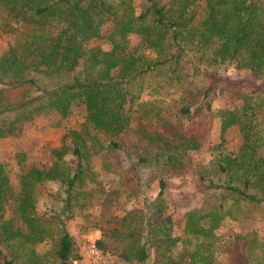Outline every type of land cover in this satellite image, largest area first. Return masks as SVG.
I'll use <instances>...</instances> for the list:
<instances>
[{"label":"trees","instance_id":"obj_1","mask_svg":"<svg viewBox=\"0 0 264 264\" xmlns=\"http://www.w3.org/2000/svg\"><path fill=\"white\" fill-rule=\"evenodd\" d=\"M140 2L0 0V32L9 39L0 53V139L21 134L40 112L57 113L60 125L76 106L85 109L79 128L64 133L46 168H29L13 185L0 161L4 264L22 256L23 263L40 264L35 245L47 238L55 264H72L67 220L93 196H102L104 209L120 193L97 180L94 159L105 176L119 177L128 197L140 191L145 170L158 181L156 196L144 207L110 214L100 227L96 248L119 259L110 264H264V0ZM109 21L105 36L100 28ZM92 38L105 39L109 47L89 46ZM185 65L192 75L204 66L212 77L196 97L186 88ZM230 65L247 77L228 81L222 69ZM170 89L179 90V124L164 114ZM142 92L149 98L141 99ZM222 92L230 106L212 110L210 95ZM186 117L196 120L188 128L181 121ZM213 118L220 123L209 163L214 176L195 166L204 199L183 213L176 235L160 220L167 207L164 175L178 165L183 172V161L199 149L201 132ZM152 119L159 123L156 131ZM231 127L239 141L225 149ZM162 129L171 132L175 145L161 140ZM68 152L73 163L62 160ZM123 168L130 170L128 179ZM54 180L60 183V205L39 216L33 188ZM257 215L263 216L259 222ZM227 219L250 227L220 237Z\"/></svg>","mask_w":264,"mask_h":264},{"label":"rangeland","instance_id":"obj_2","mask_svg":"<svg viewBox=\"0 0 264 264\" xmlns=\"http://www.w3.org/2000/svg\"><path fill=\"white\" fill-rule=\"evenodd\" d=\"M134 3L137 5L141 2L140 0H134ZM111 27L112 23L110 21L105 22L100 28L101 33L106 36L111 30ZM8 40V36L0 32V53L6 49ZM133 40L132 38L131 44L134 43ZM88 44L89 46L100 44L104 49L109 47V43L105 42V39L92 38ZM186 65L183 69L184 73H189L186 88L188 91L193 90L192 93H195L196 97L198 93L204 90V87L208 85L212 77L208 75L206 72L207 69L204 66H199L197 72L192 75ZM222 71L227 75L228 81L239 82L241 79L247 77L245 71L236 70L231 65L224 67ZM202 72H206L207 74H203ZM169 92V95L164 94V114L173 121L178 120L179 124V119L176 120L175 118L176 109L179 108V90L175 92L173 89H170ZM140 98L148 99L149 96L145 92H142ZM209 98H211L212 110L230 106V100L226 93H217L214 96L210 95ZM235 103H238V101ZM84 114V106L78 105L75 107L74 116L62 121L58 125L57 121L59 116L57 113L53 111L40 112L30 122L25 124L21 134L1 138L0 161L5 163V172L11 183L15 185L18 182L19 175L31 167L46 168L53 159L52 149L61 146L62 136L65 132L79 128V124L84 120ZM181 121L183 127L188 128L196 120L192 117H186ZM219 124L218 118H213L211 124L202 130L201 146L199 149L191 151L187 155L186 160L183 161V164L186 166L183 172L179 173L178 165L177 171L174 174L164 175L167 181V186L164 191L167 207L160 215V220L167 225H171L176 235L180 233L183 224V213L187 209L200 206L204 199V194L201 189L202 182L196 174L195 166L198 164L204 165L207 173L205 175L210 177L214 176L212 173H209V163L213 158L212 147L220 140ZM151 126L153 130L158 129L159 123L152 119ZM157 133H159L162 141L171 146L175 145V137L172 136L170 131L162 129L157 130ZM239 137V131L236 127L229 128L225 132V149L234 148L239 141ZM70 141L71 139H66L67 143H70ZM73 159V156L69 152L62 157V160L67 163H73ZM98 162V160L94 159L93 166L98 173L97 180L106 189L117 188L120 193L117 195V199L112 201L108 208L104 209L101 207L102 196H93L84 208L78 210V213L76 212L73 218L67 220L66 228L74 241V248L71 255L72 259H70L72 264H110L119 261L114 255L108 256L100 252L98 259H92L88 254V244L91 241L95 242L100 237V227L104 225L105 220L110 214L122 215L126 210L142 208L147 200L156 196L158 191L157 177L146 176L149 171L145 170L143 173L146 178L140 186V191L128 197L125 190L126 186L120 184L119 177L116 174L110 176L111 178L105 176ZM177 162L179 163V159ZM122 175L128 179L131 176L130 170L123 168ZM95 185L99 184L97 183ZM59 186L60 183L55 180L37 183L34 186L33 196L35 209L39 216L47 217L51 212L53 213L52 210L55 206L60 205L61 200L58 197L60 192ZM262 217L258 216V222ZM247 227L250 226H246L245 224L239 225V223L227 219L218 230V235L227 238L233 232L240 233L243 229L248 230L245 229ZM258 232L262 234L259 228ZM6 248L3 243H0V250L5 252V254L7 251ZM35 249L41 256L40 264H55L49 238L38 242L35 245ZM5 257L10 258L11 256L5 255ZM24 257L22 256L18 262H14L13 264H26L23 263V260H25ZM221 257L220 259H225L223 256ZM0 264H4V255L2 254H0ZM233 264L238 263L233 261Z\"/></svg>","mask_w":264,"mask_h":264},{"label":"built area","instance_id":"obj_3","mask_svg":"<svg viewBox=\"0 0 264 264\" xmlns=\"http://www.w3.org/2000/svg\"><path fill=\"white\" fill-rule=\"evenodd\" d=\"M87 249H88V254H89V256L92 257V259H98L99 258L100 253H99L98 249L96 248L94 241H91L88 244Z\"/></svg>","mask_w":264,"mask_h":264}]
</instances>
